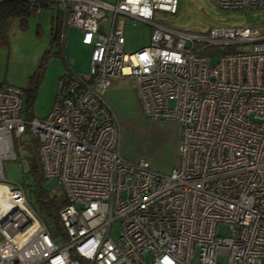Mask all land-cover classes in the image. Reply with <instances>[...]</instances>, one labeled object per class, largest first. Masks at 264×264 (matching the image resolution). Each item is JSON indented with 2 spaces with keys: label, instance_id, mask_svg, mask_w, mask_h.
Listing matches in <instances>:
<instances>
[{
  "label": "built area",
  "instance_id": "obj_1",
  "mask_svg": "<svg viewBox=\"0 0 264 264\" xmlns=\"http://www.w3.org/2000/svg\"><path fill=\"white\" fill-rule=\"evenodd\" d=\"M43 1L58 4L61 33L82 31L90 72L61 77L43 118L27 119L22 88L0 83V264H264V22L197 33L154 18L175 13L177 0H30L35 13ZM212 1L264 10V0ZM128 18L151 27L149 44L135 51L123 50ZM122 77L145 118L179 123L169 173L120 152L104 94ZM25 132L38 140L43 177L55 181L49 192L67 200L54 229L4 176Z\"/></svg>",
  "mask_w": 264,
  "mask_h": 264
},
{
  "label": "rangeland",
  "instance_id": "obj_2",
  "mask_svg": "<svg viewBox=\"0 0 264 264\" xmlns=\"http://www.w3.org/2000/svg\"><path fill=\"white\" fill-rule=\"evenodd\" d=\"M114 3L116 0H105ZM175 13L158 11L154 18L168 27L178 30L205 33L208 28L220 25L246 26L264 22L262 9H222L212 0H177ZM110 18L109 11H105ZM55 14L54 6H46L39 13H30L22 24L18 17L9 23L7 43L4 45L8 76L18 87L25 88L29 77L38 69L43 57L42 77L36 89L32 104L35 117H45L57 96L62 75L77 73L89 76L92 47L81 41L82 31L75 26L62 30L59 42L51 43V19ZM107 22H103L107 26ZM150 25L143 21L125 19L122 25L123 50L135 51L150 42ZM211 63L215 57L210 58ZM105 100L114 110L121 132L120 152L123 157L137 161L144 159L149 167L159 173H169L177 162V143L180 133L179 123L175 120H150L143 115L130 77L112 78L104 94ZM32 133L25 132L15 139L17 159L3 162L4 176L7 181L19 182L24 186L26 197L34 200L37 189L36 178L29 172L28 159L34 154ZM55 185L52 178H44L41 186L49 190ZM43 215V214H42ZM46 217L45 215H43ZM46 218L49 228H56L53 218ZM120 223H112L111 237L116 240ZM217 231L224 233V226L218 225ZM218 261L225 263L226 257Z\"/></svg>",
  "mask_w": 264,
  "mask_h": 264
},
{
  "label": "trees",
  "instance_id": "obj_3",
  "mask_svg": "<svg viewBox=\"0 0 264 264\" xmlns=\"http://www.w3.org/2000/svg\"><path fill=\"white\" fill-rule=\"evenodd\" d=\"M41 6L42 8L46 6L55 7V14L51 19V43H57L61 35V12L58 10V4L54 1H43ZM30 13H35L30 0H0V39L7 43L8 26L12 19L18 17L23 24ZM44 59L45 57L42 58L38 69L29 77L26 87L22 88V107L27 119L35 117L32 113V104L42 77ZM69 76V74H64L61 77L67 78ZM32 146L34 154L28 159L29 172L35 176L38 187L34 191V200L32 199L31 201L28 198L27 200L44 220L46 218H54L55 223H57V212L66 204L67 200L61 190H55L53 193H50V189L45 190L42 188L41 181L44 180V177L37 154L38 140L36 137L32 138Z\"/></svg>",
  "mask_w": 264,
  "mask_h": 264
},
{
  "label": "crops",
  "instance_id": "obj_4",
  "mask_svg": "<svg viewBox=\"0 0 264 264\" xmlns=\"http://www.w3.org/2000/svg\"><path fill=\"white\" fill-rule=\"evenodd\" d=\"M104 27L106 28L107 26H104ZM3 47H4V45L0 43V83H8L11 85L18 86L15 83L16 81L14 79H10L8 76V67L6 66V58L7 57L5 55Z\"/></svg>",
  "mask_w": 264,
  "mask_h": 264
}]
</instances>
